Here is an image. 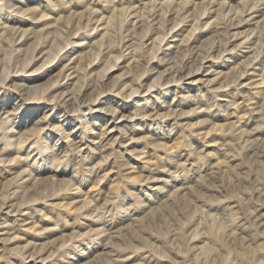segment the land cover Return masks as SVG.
Wrapping results in <instances>:
<instances>
[{"label": "rangeland", "instance_id": "obj_1", "mask_svg": "<svg viewBox=\"0 0 264 264\" xmlns=\"http://www.w3.org/2000/svg\"><path fill=\"white\" fill-rule=\"evenodd\" d=\"M263 244L264 0H0V264Z\"/></svg>", "mask_w": 264, "mask_h": 264}, {"label": "bare ground", "instance_id": "obj_2", "mask_svg": "<svg viewBox=\"0 0 264 264\" xmlns=\"http://www.w3.org/2000/svg\"><path fill=\"white\" fill-rule=\"evenodd\" d=\"M56 91H57V90H56ZM262 114H263V113H262ZM105 132H106V131H105ZM263 245H264V244H263ZM263 245H261V246H263ZM261 246H260V247H261ZM263 247H264V246H263Z\"/></svg>", "mask_w": 264, "mask_h": 264}]
</instances>
